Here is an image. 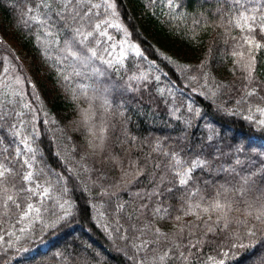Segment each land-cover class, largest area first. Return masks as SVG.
Wrapping results in <instances>:
<instances>
[{"label": "trees", "instance_id": "trees-1", "mask_svg": "<svg viewBox=\"0 0 264 264\" xmlns=\"http://www.w3.org/2000/svg\"><path fill=\"white\" fill-rule=\"evenodd\" d=\"M38 2L0 0V29L8 31L6 35L13 36L31 59L30 66L18 68L22 77H27L23 91L13 84L10 71H5L0 58V101H4L0 112L12 113L7 124L0 121L4 125L0 127V163L14 172L23 171L22 161L13 159L18 141L8 131L10 124L19 126V119H23V131L32 137V147L36 149L33 170L38 174L30 185L24 186L48 182L53 186V197L62 199L58 203L55 198L31 197L28 202L40 208V217L33 215L31 222H18L14 206H10L7 215L0 206V264H140L141 260L152 264L157 253L162 254L170 245H149L137 251L132 247L133 241L139 244L155 238L145 228L150 223L171 235L173 224L179 223L174 217L182 215L177 211L180 192L171 198L167 194L152 198L147 195L154 187L152 181H159L161 175L165 176L162 188L170 186L167 180L172 175L164 167L168 161L164 151H177L182 158L191 160L201 153L203 145L204 155L210 153L209 159L216 157L212 159L211 172L194 173L189 187L198 186L201 194L205 188L214 194L212 185L206 186L205 180L216 185L236 183L239 177L233 168L241 175L264 168V128L256 123L264 117L255 111V105L264 107V101L249 98L252 120L245 119L249 115L248 104H236L247 81L231 55L243 43L244 35L229 24L231 0H113L115 17L103 7L93 9L84 21L87 30L105 18L127 30L125 36L121 29L102 25L108 35L94 33L86 42L104 60H112L111 66L99 59L87 66L73 65L70 58L62 59L59 46L47 44L32 21L25 23L27 17L22 12L35 8ZM96 12L100 15L96 16ZM55 30L61 32L63 39L66 29L62 21ZM122 41L125 55L121 64L117 61ZM131 45L141 55H136ZM255 57V79L250 87L261 84L257 91L264 96V49ZM94 69H99V73ZM130 76L146 79L129 81ZM13 88L21 95H3ZM7 100L13 103L8 104ZM16 111L23 116L17 118ZM85 113L92 118L86 121ZM101 126L106 131L103 145L99 146ZM92 131L97 138L91 135ZM209 135H213L210 144ZM90 141L96 147L90 146ZM3 148H8V152H3ZM237 159L242 162L240 165L235 164ZM157 163L161 168L154 167ZM137 169L143 170L138 178L122 179L125 172L134 174ZM255 179L257 186L264 188V179ZM13 182L17 189L23 184L20 176ZM63 188H67L66 193L61 192ZM25 195L21 193L18 202L23 203ZM64 200L70 202L71 214L56 227L46 228V223L64 214L59 206ZM118 205L123 208L118 210ZM158 206L168 207L171 216L163 221L154 218L153 209ZM244 207L242 202L234 205L230 213L234 220L243 219ZM193 219L184 217V222ZM25 227L28 231L21 232ZM219 227L223 229V224ZM235 227L233 224L228 230L210 234L211 243L193 249L195 255L190 264H201L210 255L224 260V264H260L264 234L252 239L243 237L240 242L252 244L250 248H232L235 241L230 232ZM140 229H145L143 235ZM124 236L127 239H121ZM183 242H188L187 230ZM224 252L229 255L225 257ZM170 255L166 264H183L176 258L178 253Z\"/></svg>", "mask_w": 264, "mask_h": 264}, {"label": "snow or ice", "instance_id": "snow-or-ice-1", "mask_svg": "<svg viewBox=\"0 0 264 264\" xmlns=\"http://www.w3.org/2000/svg\"><path fill=\"white\" fill-rule=\"evenodd\" d=\"M232 8L229 18V24L233 25L235 28L239 29L242 35L241 40L243 43L234 49L231 55L235 58L234 64L237 65L245 75L243 79L247 83L243 86V95L240 99L236 101L237 105L241 103L248 104L249 115L245 117L247 120H252V108L253 105L250 103L249 98L258 97L259 100L264 101V96L258 95L257 89L262 87L261 84H257V87H250L254 82L255 69H256V57L255 53L264 49V0H231ZM103 7L106 12L111 10V16L115 17L117 15L115 9L116 4L113 0H102L101 3H93L92 0H40L35 5V8L28 7L26 11L22 12V15L27 17L28 21H32L33 24L38 26V31L43 33L45 42L49 45H56L58 51L62 53V59L68 60L69 58L73 62V65L80 64L82 66H87L92 61L99 59L102 63L109 66L112 65V60H104L103 56L99 54L94 47H89L86 42L89 38L93 37L94 33H98L100 36H107V32L102 29V25H107L108 27H115L121 29L125 32L127 36V30L122 29V26L118 23H113L110 19L105 18L97 20L92 25V30H87V26L84 23L86 19H89L93 14V9H100ZM96 16L100 13L96 12ZM53 16L57 17L58 20L53 21ZM63 22L64 29L66 33H71V35L64 34V38L61 39V32L55 30L56 24ZM259 36V39H257ZM37 40L41 37L37 35ZM111 39V37H108ZM235 39V37H233ZM99 43V41H97ZM122 49L120 52V59L118 63H123L124 58V41L121 42ZM62 45V46H60ZM246 46V50H245ZM135 50L136 55H141L138 48L135 45H131ZM5 62H7V57H5ZM7 71V68H5ZM95 72L99 73V69H94ZM77 75L79 73L77 72ZM207 79V74H205ZM67 79V77H65ZM144 76H130L129 81L133 80H144ZM158 79V77H157ZM193 79H195L193 77ZM15 83L20 84L22 81L20 77L15 78ZM6 88H10V85H5ZM131 87V84H129ZM218 87H224V85H219ZM3 95L20 96L21 93L12 89L11 92H5ZM215 93H213V96ZM4 101H0L3 104ZM6 103H13L12 100H7ZM107 104V101L104 102ZM23 107H28V105H23ZM107 110V109H105ZM191 110V109H190ZM255 111L259 112L261 117H264V107L259 104L255 105ZM15 116L20 118L23 116L22 112L16 111ZM230 114H234L231 113ZM12 115L11 112L5 110L0 112V121H4L7 124V118ZM199 115V112H197ZM92 117L85 113V120H89ZM17 123H12L8 127V131L18 141L17 147L14 150V160L22 161L21 168L23 171L21 173L14 172L12 168L7 165L0 163V206L5 209V215L8 214L10 206H14L19 215L18 222H23L28 220L31 222L33 215L35 218L40 217V208L35 206L33 203L28 202L33 196H39L41 200L48 198H55L59 203L62 196L53 197V186L46 182L45 185L35 183L33 186L30 185L33 182L34 176L38 175L34 172V164L36 161V149L32 147V137L27 135L23 131L24 121L19 119ZM256 123L264 128V119H259ZM0 124V127H3ZM35 132V128H33ZM106 129L101 126L99 132L100 145H103L104 132ZM91 135L96 137V132L92 131ZM213 140V135H209V144ZM2 142V141H0ZM90 146L92 142H89ZM20 145L23 147L21 148ZM157 149L160 148L159 142H157ZM201 153L197 154L191 160L184 159L177 151H164L163 155L168 158L167 164L164 166L168 173H171L172 179L167 180V184L170 185L166 188H162L165 184V176L161 175L159 181H152L154 187L152 191L147 193L149 198L152 197H164L166 194L169 198L176 193L180 192L181 195L177 197L179 200V208L177 211L181 214H177L174 220L177 223L173 224L174 231L171 235L168 232L163 231L160 227H156L154 224H148L145 228L150 231L155 237L153 240H141L139 244L133 241L132 247L137 251L143 250L149 245L160 246L170 245L167 250L161 253H157L154 257L152 264H166V262L172 258L170 253H178L177 259L181 260L183 264H190V258L195 255L193 249H197L198 246L202 247L206 243H211L209 240V235H215L218 231L228 230L233 224H235V230L230 232V238L235 241L232 243V248H246L252 247V244L245 245L240 241L243 237H248L250 239L256 238L258 234H264V188L257 186L256 177L260 176L264 179V168L259 171H253L249 174L241 175L239 172L232 171L235 173L236 177H239L236 183L226 182L219 185L214 184L212 181L205 180L204 184L212 185L214 189V194L209 193L207 188L204 189L203 194H201V189L197 186L194 189L189 186L194 182V173L197 170L209 171L211 172L212 157L209 159L208 155H204V146L201 145ZM3 152H8V148H3ZM182 151V150H181ZM239 151V149H237ZM7 159V157H6ZM131 167H136L134 162H129ZM242 162L237 159L235 161L236 165H240ZM155 168H161L159 163L154 165ZM42 171V170H41ZM227 171V170H225ZM143 174L142 169H137L135 173L125 172L122 179H126L129 176L133 178H138ZM16 176H20L23 184L17 189L16 184L13 182ZM155 173H153V177ZM130 182V181H129ZM62 193L67 192V188L61 189ZM21 193L26 194L24 197V202H18V197ZM106 194V193H102ZM252 196L251 199L247 198ZM198 197V199H197ZM236 197H239L238 201ZM242 202L245 207L243 209V219H233L230 213L234 210V205ZM60 208L63 210V215L57 216L55 219L51 220L50 223H46L45 227H56L61 221L67 218L71 214V204L69 201L64 200L63 203L59 204ZM147 208L148 205H143ZM171 207V205H170ZM123 205H118V210L122 209ZM236 210H239L238 208ZM153 216L158 220H165L171 216L168 207H155L153 209ZM184 217H193V220L184 222ZM215 217V219H213ZM250 221H254L250 223ZM223 224V229H220V225ZM187 230L188 242L185 244V232ZM21 232L28 231V228H21ZM145 229H140L141 234H144ZM199 232V234H198ZM12 235V233H9ZM19 239V237L17 238ZM121 239H127L126 236L121 237ZM135 239L140 240V237ZM184 249L187 250V255ZM22 251H27V249H22ZM156 252V248H153ZM223 255L227 257L228 252H224ZM132 259V257H129ZM140 264H145V261L141 260ZM201 264H224V260L217 259L215 256H208L206 261H202ZM260 264H264V257L261 258Z\"/></svg>", "mask_w": 264, "mask_h": 264}, {"label": "rangeland", "instance_id": "rangeland-1", "mask_svg": "<svg viewBox=\"0 0 264 264\" xmlns=\"http://www.w3.org/2000/svg\"><path fill=\"white\" fill-rule=\"evenodd\" d=\"M9 34L8 31L3 32L2 29H0V58L4 61V66L7 68V70L10 71L11 80L13 84L16 87H19L21 90H25L24 83L26 82V76L21 75L19 71L20 65H29L31 63V59L28 58L25 52H23L17 43V41ZM5 57H7V62H5ZM20 77V80L22 83L16 84L15 78ZM78 88V86H77ZM110 86L106 87L105 89H109ZM103 94H105V91H102ZM102 94V96H104ZM103 98V97H102ZM118 105V104H117Z\"/></svg>", "mask_w": 264, "mask_h": 264}]
</instances>
